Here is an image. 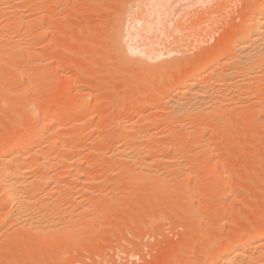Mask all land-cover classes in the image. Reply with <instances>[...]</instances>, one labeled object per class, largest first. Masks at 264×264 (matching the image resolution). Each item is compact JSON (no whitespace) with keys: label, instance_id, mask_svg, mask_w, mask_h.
I'll use <instances>...</instances> for the list:
<instances>
[{"label":"rangeland","instance_id":"1","mask_svg":"<svg viewBox=\"0 0 264 264\" xmlns=\"http://www.w3.org/2000/svg\"><path fill=\"white\" fill-rule=\"evenodd\" d=\"M250 1L256 2L184 0L177 16L164 13L166 0H37L42 11L41 6L33 7L35 11L25 8L28 2L33 3L30 0L20 1V6L14 2L20 7L12 8L14 12L22 8L28 11L19 14L32 12L23 24H31L32 17L38 31L43 24L47 32L38 38L33 25L32 33L28 26L15 25L17 28H10L12 34L7 33L12 40L0 54V150L4 143L30 132L29 127L37 121L27 113L30 107L41 116L47 106L60 109L57 117L63 123L54 140L79 146L59 158L51 157L58 161L51 172L63 173L57 174L58 182L51 180L57 191L42 198L52 202L41 203L47 208H62L58 210L63 216L43 219L47 223L41 220L46 224L44 229L26 226L22 220L4 214V210L11 213L13 209L0 196V264H191L200 262L209 247L233 239L237 229L241 228L247 239L251 231L264 224V72L254 77L260 85L252 78L247 81L252 87L243 83L240 92L235 91L237 86L230 91L226 88V99L220 100L223 95L217 94L220 102L216 100V107L203 113L209 116H202L203 132L195 124L197 119L188 120L190 125L182 123L186 129L169 127L165 108L171 99L154 102L156 91L166 87V82H154L149 93L137 95L143 80L157 77L164 67L171 66V75L178 73L185 67L183 61L204 59L199 52L231 37L232 30L242 25ZM11 11L0 13V20L5 16L12 19L13 14L14 18L18 12ZM20 38L23 41L19 42ZM125 50L131 57L124 54ZM147 54L150 62L156 60L149 68L133 59ZM223 91L219 93L225 96ZM85 96L89 98L86 112L70 120L65 117ZM93 109L95 114L89 116ZM121 120L131 121L134 128L130 134L135 137L138 131L143 135L149 129L158 135L154 140L144 137L145 142L139 137L132 140L131 135L121 143L115 138ZM187 126L194 127L195 132L187 133ZM196 138L203 139L209 152H201L204 146L198 149ZM129 144L141 145L138 154L133 150L134 155L130 154L134 157L125 160L120 150L132 151L134 147ZM27 157L35 168L36 159ZM143 157L151 160L146 169L141 166ZM68 195H74L71 201ZM53 201L60 203L54 205ZM192 249L201 253L191 258ZM260 256V260L264 258ZM255 260L264 264L256 256Z\"/></svg>","mask_w":264,"mask_h":264},{"label":"bare ground","instance_id":"2","mask_svg":"<svg viewBox=\"0 0 264 264\" xmlns=\"http://www.w3.org/2000/svg\"><path fill=\"white\" fill-rule=\"evenodd\" d=\"M16 1V0H15ZM14 0H0V13L5 12L7 13L8 10L11 11V13H15V17L13 18V16H9L12 19H6L5 17H2V19L4 20H0V54L4 53L7 49L6 48V43L8 41H11V37L9 38L8 36H10V31H11V27H15V25H19L18 28H22L23 25L24 26H28V28L30 29L29 31H31L33 28H31L30 26L33 25L32 22L33 18L30 20L32 22H29L31 24H23L26 19H28V17L26 18V16H30V15H26L24 16V12H21L22 14H19V11H26L27 9L29 11L33 10V7H40L38 6V3H35V0H30L33 3H29L31 4L30 7L28 8L27 5L25 6V8L27 9H17L15 12L13 9H16V7L18 8L21 4V2L23 0H20L18 2L17 0V5L19 3V6H16V4H14L15 2ZM26 2V0H24ZM51 1V0H50ZM167 3H164L163 6L164 8H166V11L164 12L166 15H170V14H179V9H180V4L184 1V0H166ZM188 1V0H187ZM13 2V3H12ZM254 2V1H253ZM252 1L249 2V8L246 11L247 14H244L245 17L243 18V23H241L242 25L237 29V30H232L233 35L229 38H225L223 39H219L221 43L209 48L208 50H205L202 52H199L198 54L200 55H204V59L201 60H191L192 57H190V59H188L186 61V63H184L185 61H183V65L185 66L181 71H179L178 73H175L173 75H171L169 69L171 68L170 64H167V66L169 65V67H162L163 69H161L162 71L160 72V74L155 77V78H150L147 80H143L144 83L143 85H141V87L139 88L137 95H141L144 93H149L148 91H150L153 87L154 82H158V83H163L166 82V87L157 90L156 91V96L154 97V102L156 103L157 101L166 98L167 99H171L170 101H168L167 103V107L165 108L166 110L168 109V121L167 123H169V127L171 126H182V129H186V125L183 124L184 122H186V124L190 125L189 122H187L188 120H194L197 119L196 126H198V129L200 130V132H203L202 128H201V124L203 125V121L202 120V116L203 113L206 112V109L208 108L207 112L210 111V109H214L216 106L215 102L216 100H218V103L220 102L219 99L217 98V94L218 96L221 94L223 95L221 97L220 100H222V98L226 99V88L227 91H230V87H236L235 91L238 90V88H240L239 86H241L242 88V84L246 83L247 81L251 80L252 78H254L255 76H257V78L259 76H261V71L264 72V0H256V2L253 3ZM42 3V2H41ZM252 3V4H250ZM23 4V3H22ZM185 4V3H182ZM24 5V4H23ZM180 5V6H179ZM15 7V8H14ZM23 7V6H21ZM32 7V8H31ZM13 8V9H12ZM20 8V7H19ZM31 8V10H30ZM60 8V7H59ZM70 8V7H69ZM179 8V9H178ZM183 8V7H182ZM42 11V6L39 8ZM219 9V8H218ZM27 10V11H28ZM66 10V9H65ZM77 10V9H76ZM250 10V11H249ZM26 11V12H27ZM40 11V12H41ZM59 11V10H58ZM181 11V10H180ZM183 11V10H182ZM209 11V10H208ZM249 12V13H248ZM9 13V12H8ZM10 13V14H11ZM44 13V12H43ZM181 13V12H180ZM4 14V13H2ZM7 14V15H10ZM27 14V13H26ZM23 15V16H22ZM42 15V14H40ZM54 15V14H52ZM181 15V14H180ZM125 16V15H124ZM179 16V15H178ZM45 17V16H44ZM47 17V15H46ZM49 17V16H48ZM1 18V17H0ZM26 18V19H25ZM178 18V17H176ZM181 18V17H180ZM38 19V18H37ZM41 19V17H40ZM42 19L44 20V18L42 17ZM48 20V19H47ZM180 20V19H179ZM29 21V20H28ZM39 21V20H37ZM42 21V20H40ZM49 21L51 22L50 18ZM174 21V19H173ZM27 22V21H26ZM175 22V21H174ZM177 22V20H176ZM179 22V21H178ZM171 23V22H170ZM22 24V25H21ZM35 24V22H34ZM42 23H40L41 25ZM46 24V23H45ZM44 24V25H45ZM178 25V23H176ZM37 25V24H36ZM36 25L34 26V30H36ZM39 25V27H40ZM50 25V23H49ZM171 25V24H170ZM169 25V26H170ZM240 25V24H239ZM32 26V27H33ZM173 26V24H172ZM15 27V28H17ZM49 27V26H48ZM47 27V28H48ZM136 27V26H135ZM14 28V29H15ZM46 27L43 26V24L41 25V27L39 28V31L37 33L38 34V38L41 35H45V33L47 32V29H45ZM174 28V27H173ZM172 28V29H173ZM132 29V28H131ZM9 30V31H8ZM21 30V29H20ZM23 30V29H22ZM34 30H33V34H34ZM8 31V32H7ZM15 31V30H14ZM28 31V29H27ZM27 32L29 35L31 34L30 32ZM49 31V30H48ZM53 31V30H52ZM172 31V30H171ZM10 32V33H9ZM13 32V31H12ZM59 32V31H57ZM129 32V31H128ZM7 33L9 34L7 36ZM18 35L20 34L19 32H17ZM25 33V32H23ZM12 34V33H11ZM40 35V36H39ZM127 36V35H126ZM19 37V36H18ZM22 37V34L21 36ZM42 37V36H41ZM41 39V38H40ZM125 39V38H124ZM31 40V39H30ZM55 40V39H54ZM222 40V41H221ZM19 42L23 41V39H18ZM48 41V40H47ZM33 42V41H32ZM18 43V42H16ZM113 43V41H112ZM18 45V44H17ZM35 45V44H33ZM14 46V45H13ZM16 46V45H15ZM21 46V45H20ZM3 47V48H2ZM10 47V46H9ZM46 47V46H45ZM17 50V46L15 47ZM25 48V47H24ZM23 48V49H24ZM2 49V50H1ZM3 49L5 50L4 52ZM26 49V48H25ZM145 49V48H144ZM41 50V49H39ZM133 50V49H132ZM169 50V48H168ZM20 51V49L18 50ZM42 51V50H41ZM136 51H139L136 49ZM8 52V51H7ZM133 52V51H132ZM46 53V52H45ZM136 53V52H135ZM141 53V52H140ZM159 53V52H158ZM161 53V51H160ZM160 53L158 55H160ZM125 55H130L129 51L125 50L124 52ZM138 55V52L136 53ZM143 54V53H142ZM170 54V53H169ZM172 54V53H171ZM2 55V54H1ZM135 55L133 59L139 61L141 63L142 66L148 67L151 66V63H153L154 61L150 62L149 60V54H147L145 57H140ZM190 55V54H189ZM5 56V55H4ZM31 56V55H30ZM34 56V55H33ZM142 56V55H141ZM144 56V55H143ZM156 56V55H155ZM154 56V59H155ZM162 56V53H161ZM160 56V57H161ZM199 56V55H198ZM36 57V55H35ZM40 57V56H39ZM164 57V56H162ZM175 57V56H174ZM187 57V56H186ZM189 57V56H188ZM20 58V57H19ZM41 58V57H40ZM45 58V57H44ZM113 58V57H112ZM156 58H158L156 56ZM167 58V57H166ZM178 58V57H177ZM177 58H173L172 59H177ZM31 59V58H29ZM39 59V58H38ZM117 59V56H116ZM119 59V57H118ZM162 61V58H160ZM171 59V58H170ZM171 59V60H172ZM194 59V57H193ZM153 60V59H152ZM168 60V59H167ZM165 60V62L167 61ZM4 61V60H3ZM22 61V60H21ZM33 61V60H32ZM45 61V60H44ZM114 62V61H112ZM171 62V61H170ZM22 63V62H21ZM26 63V62H25ZM156 63V60L155 62ZM153 63V64H154ZM159 62L157 61V64ZM167 63V62H166ZM174 63H176L174 61ZM39 64V63H37ZM42 64V62H41ZM185 64V65H184ZM34 65V64H33ZM36 65V64H35ZM37 66V65H36ZM48 66V65H47ZM162 66V65H161ZM1 67V66H0ZM154 67V65H153ZM174 67H176L174 65ZM173 67V68H174ZM17 68V67H16ZM138 68V67H136ZM149 68V67H148ZM52 69V68H51ZM18 70V69H17ZM140 70V69H139ZM141 70H143V68H141ZM212 75H208L207 73H210ZM262 72V73H263ZM260 74V75H259ZM259 75V76H258ZM264 75V74H263ZM55 78V77H54ZM146 78V76H145ZM261 78V77H260ZM263 78V77H262ZM27 79V78H26ZM254 82H258L256 80V78H254ZM61 80V79H60ZM68 80V79H67ZM264 80V79H263ZM260 81H262V79H260ZM264 82V81H263ZM67 83V82H66ZM248 83V82H247ZM251 82H249L248 84L252 87V85L250 84ZM1 84V82H0ZM28 84V83H27ZM34 84V82H33ZM253 84V83H252ZM255 84V83H254ZM259 84V82L257 83ZM261 84V83H260ZM259 84V85H260ZM257 85V86H259ZM2 86V84H1ZM27 86V85H26ZM35 86V85H34ZM246 86V85H245ZM248 86V87H250ZM264 86V85H263ZM39 87V86H38ZM9 88V87H8ZM36 88V87H35ZM240 88V89H241ZM243 88H245L243 86ZM260 88V87H259ZM258 88V89H259ZM37 89V88H36ZM247 89V88H246ZM244 89V90H246ZM26 90V89H25ZM224 90V91H223ZM9 91V90H8ZM220 91H223L225 93H219ZM239 91V90H238ZM241 91V90H240ZM239 91V92H240ZM262 91V90H260ZM10 92V91H9ZM65 92V91H64ZM27 93V92H26ZM17 94V93H16ZM146 95V94H145ZM183 95V96H182ZM186 98H185V96ZM182 96V97H180ZM11 97V96H10ZM220 97V96H219ZM185 98V99H182ZM217 98V99H216ZM88 97L85 96L83 97L81 100H79V102L76 105V108L73 109L72 111L66 112L67 115H65V117L70 119H73L79 115L84 114L86 111V105L88 104ZM223 99V100H224ZM230 99V98H229ZM35 101V100H34ZM226 101V100H225ZM263 102V101H262ZM10 104V103H9ZM263 105V104H262ZM51 107V106H47L46 108H42V114L39 117L38 116V112L36 111L37 109L34 110V108L32 109L30 107V109H28V115L31 116L32 118H34L35 120L37 119V121H35L34 123H32V125L29 127L30 132L22 137H18L17 139L11 141L10 143H4L3 147L0 150V196L2 195L3 199L5 200L6 204L9 205V207H12V212L11 213H6L7 211L4 210V214L7 215H11L13 217L18 218L19 220H22V223L24 225H34L36 226V229H44V227H46V224H43V221L45 222L46 220L43 219H47V218H51L52 219L59 215V210L62 208H59L58 206L55 207L56 203L59 202L57 201L56 203L53 201L54 205V209L52 208H47L46 206H43V204L41 203L42 201H44V205H47L49 200L46 201L47 199L43 200V196H46L47 194H54L57 190H54L53 186H51V180L55 179L56 182H58L57 179V174L59 173H53L52 167H54L53 163L57 165L58 161L54 160L53 158L56 159V157H61L62 154L65 151H74L75 149L78 148V144H66L65 142L62 143H57L55 140L57 139V133L56 131H58V128H60L62 126V121H60V119H58L57 115L60 112V109L58 107ZM138 107V106H137ZM228 107V106H227ZM221 108V107H219ZM218 108V109H219ZM40 109V106H39ZM59 110V111H58ZM217 110V109H215ZM223 110V109H222ZM40 111V110H39ZM224 111V110H223ZM41 112V111H40ZM226 112V111H225ZM65 113V114H66ZM214 113V112H212ZM217 113V112H216ZM95 114V110L93 109L88 115L89 116H93ZM211 114V112H210ZM215 114V113H214ZM218 114V113H217ZM205 115V113H204ZM126 117L128 115H125ZM39 117V118H38ZM205 117V116H203ZM206 117H209L206 115ZM205 117V119H206ZM124 118V117H123ZM126 119V118H125ZM124 119V120H125ZM128 119V118H127ZM212 119V116H211ZM68 120V121H69ZM121 120L118 123V127L115 138L118 141H124L125 139H127L129 137H131L132 135V140L133 137L136 138H143L141 141H144V137L145 140L147 138H150V140H154V137L156 136L155 131H153L152 129L150 130H146L143 131V135L140 134V131H138V135L137 137L133 136L134 134H130V131L134 128L133 124H131L130 122L133 121H124ZM202 120V123H201ZM191 122V121H190ZM193 122V121H192ZM195 122V121H194ZM191 123V125H194ZM155 124V123H154ZM207 124V123H206ZM156 125V124H155ZM168 125V124H167ZM136 126V124H135ZM157 126V125H156ZM190 128V126L188 128H190V130L187 129V133L188 131H191L189 133L195 132V130H192L194 127ZM195 126V127H196ZM178 127L176 128V130L178 129ZM136 128V127H135ZM197 128V127H196ZM210 128V127H209ZM61 129V128H60ZM181 129V130H182ZM204 129V128H203ZM139 130V129H138ZM171 130V129H170ZM181 130L179 129V131L181 132ZM186 130H184L185 132ZM133 132V131H132ZM198 132V130L196 129V133ZM216 132V131H215ZM171 133V132H170ZM178 133H173V135H175L176 137L178 136ZM196 133H194L195 135H197ZM55 134V135H54ZM141 136H140V135ZM168 134V133H167ZM200 133H198L199 135ZM158 135V134H157ZM185 135V134H184ZM188 135V134H187ZM193 135V134H192ZM208 135V134H207ZM17 136V135H16ZM56 136V137H55ZM128 136V137H127ZM154 136V137H153ZM166 136V135H165ZM174 136V137H175ZM4 137V136H3ZM127 137V138H125ZM153 137V138H152ZM189 137V136H188ZM192 137V136H191ZM195 137V136H194ZM199 137V136H198ZM54 138H56L54 140ZM156 138V137H155ZM167 138V137H166ZM61 139V138H60ZM99 139V138H98ZM97 139V140H98ZM105 139V138H104ZM134 139V142L138 141ZM200 139V138H199ZM196 138L195 140V145L199 147H203L201 152L205 149L208 150L209 149L207 147H205V145L203 144V139L201 141V139L199 140ZM212 139V138H211ZM109 140V139H108ZM149 140V139H148ZM130 141V140H129ZM59 142V141H58ZM121 142V143H122ZM132 144H135V143ZM141 142V143H142ZM145 142V141H144ZM149 142V141H147ZM218 142V141H217ZM79 143V142H78ZM127 143V142H126ZM188 143V142H187ZM210 143V142H209ZM7 144V145H5ZM47 144V145H46ZM131 144V146H132ZM139 144V141H138ZM207 145V143H205ZM220 144V143H219ZM218 144V145H219ZM136 145V144H135ZM141 145V144H140ZM138 148L134 145L132 147H134L132 149V151L129 149L126 150V152L123 150H120V155H123L125 157H127L125 160H130L129 158H131V153L138 154L139 153V146ZM166 145V144H165ZM170 144H168L169 146ZM188 145V144H187ZM192 145V144H191ZM190 145V146H191ZM115 146V145H114ZM146 147V145H144ZM159 146V145H158ZM164 146V145H163ZM195 146V147H196ZM117 147V146H116ZM119 147V146H118ZM126 147V146H125ZM149 147V146H148ZM152 147V145H151ZM212 147V146H210ZM96 148V147H95ZM127 148V147H126ZM164 148V147H163ZM166 148V147H165ZM197 148V147H196ZM84 149V148H83ZM120 149V148H119ZM159 149V147H158ZM168 149V148H166ZM118 150V148H117ZM156 150V148H155ZM185 150V149H184ZM197 150V149H196ZM194 150V151H196ZM76 151V150H75ZM90 151V150H89ZM101 151V150H100ZM128 151V152H127ZM159 151V150H158ZM165 151V150H164ZM193 151V150H192ZM66 152V153H67ZM112 152V151H111ZM156 152V151H155ZM199 152V150H198ZM200 152V153H201ZM204 152V151H203ZM207 152V151H206ZM73 153V152H72ZM122 153V154H121ZM133 153V155H134ZM160 153V152H158ZM176 153V152H175ZM108 154V152H107ZM119 154V153H117ZM141 154V153H140ZM161 154V153H160ZM132 155V157H134ZM26 156H28L27 158H32L34 157L36 159V165L34 164L35 168H33V166L28 163V160L25 158ZM54 156V157H53ZM139 156V155H138ZM147 156V155H146ZM145 156V157H146ZM183 156V155H182ZM53 157V158H51ZM153 157V156H152ZM51 158V159H50ZM66 158V156H65ZM123 158V157H122ZM154 158V157H153ZM159 158L155 156V159ZM182 158V157H181ZM33 159V158H32ZM132 159V158H131ZM136 159V158H135ZM152 159V158H151ZM154 159V160H155ZM30 160V159H29ZM56 162H54V161ZM140 160V159H139ZM144 160V157H143ZM162 161V159H159ZM60 161V160H59ZM120 161V160H119ZM124 161V160H123ZM141 161V160H140ZM156 161V160H155ZM176 161V160H175ZM210 161V160H209ZM75 162V160H74ZM89 162V161H88ZM129 162V161H126ZM137 162V161H136ZM135 162V163H136ZM144 163H142V168H148L147 166L151 163V160L149 161L148 159L142 161ZM165 162V161H164ZM182 162V161H181ZM69 163V162H68ZM131 163V162H129ZM162 163V162H161ZM183 163V162H182ZM26 164H28L26 166ZM63 164V163H61ZM156 164H158L156 162ZM163 164V163H162ZM203 164V163H202ZM66 165V164H65ZM73 165V164H70ZM69 165V166H70ZM76 165V164H75ZM74 165V166H75ZM78 165V164H77ZM120 165V164H119ZM123 165V164H122ZM126 165V164H125ZM124 165V166H125ZM130 165V164H129ZM184 165V164H183ZM81 166V165H80ZM136 166V165H135ZM138 166V165H137ZM152 166V165H151ZM162 166V165H160ZM185 166V165H184ZM67 167V166H66ZM72 167V166H71ZM84 167V166H83ZM120 167H122L120 165ZM119 167V168H120ZM177 167V166H175ZM204 167V166H203ZM33 168V169H32ZM118 168V167H117ZM124 168V167H123ZM130 168V167H129ZM129 168L127 170H129ZM132 168V167H131ZM152 168V167H150ZM172 168V167H171ZM216 168V166H215ZM35 169V170H34ZM58 169V168H57ZM79 169V168H78ZM122 169V168H121ZM144 169V170H145ZM178 169V168H177ZM182 169V168H181ZM67 170V168H66ZM143 170V169H142ZM162 170V169H161ZM34 174H33V172ZM57 171V170H56ZM75 171V170H74ZM87 171V170H86ZM124 171V170H123ZM122 171V172H123ZM140 171V170H139ZM147 171V170H146ZM199 171V170H198ZM83 172V171H82ZM138 172V171H136ZM143 172V171H142ZM54 175H52V174ZM63 173V171L60 170V173L58 175H61ZM77 173V172H76ZM150 173V171H149ZM157 173V172H156ZM181 173V172H180ZM189 173V172H188ZM207 173V172H206ZM74 174V173H73ZM86 174V173H85ZM194 174V173H193ZM198 174V173H197ZM82 175V174H81ZM157 175V174H156ZM204 175V174H203ZM206 175V174H205ZM64 176V175H63ZM86 176V175H85ZM176 176V175H175ZM178 176V175H177ZM181 176V175H180ZM55 177V178H53ZM89 177V176H88ZM149 177V176H148ZM153 177V176H152ZM75 178V177H72ZM77 178V177H76ZM75 178V179H76ZM129 178V176H126L125 179ZM158 178V177H157ZM165 178V177H164ZM195 178V177H194ZM57 179V180H56ZM79 179V176H78ZM130 179V178H129ZM211 179V178H210ZM52 180V181H53ZM80 182L82 180H79ZM84 181V180H83ZM142 181V180H141ZM160 181V179H159ZM55 182V183H56ZM78 182V181H77ZM89 182V181H87ZM173 182V181H172ZM143 183V182H142ZM59 184V183H58ZM77 184V183H76ZM84 184V183H83ZM86 184V183H85ZM147 184V183H146ZM55 185V184H53ZM79 185V184H78ZM50 186L52 187L51 189H53L51 192H49ZM57 186V184L55 185V187ZM60 186V185H59ZM73 186V185H72ZM167 186V185H166ZM68 187V186H67ZM151 188V187H150ZM70 189V188H69ZM67 190V189H65ZM81 190V189H80ZM54 191V193H52ZM61 191V190H60ZM64 191V190H63ZM90 191V189H89ZM131 191V190H130ZM59 192V191H58ZM66 192V191H65ZM71 192V191H70ZM75 192V191H74ZM128 192V190H127ZM132 192V191H131ZM129 192V194L131 193ZM73 192H71L72 194ZM57 194V193H56ZM62 194V193H61ZM70 194V196H71ZM63 195V194H62ZM77 195V194H75ZM116 195V194H115ZM53 196V195H51ZM50 196V197H51ZM81 196V194H80ZM55 197V195H54ZM69 197V195H68ZM74 197V195H73ZM73 197H69L71 198L70 201L72 200ZM76 197V196H75ZM85 197V196H84ZM109 197V196H108ZM107 197V198H108ZM118 197V196H117ZM43 198V199H42ZM46 198V197H45ZM49 198V197H48ZM68 198V199H69ZM106 198V197H105ZM50 200L53 198H49ZM63 199V198H62ZM79 199V198H78ZM90 199V198H89ZM42 200V201H41ZM54 200V199H53ZM64 200V199H63ZM113 200V199H112ZM45 201L47 202L45 204ZM66 201V200H65ZM106 201V200H104ZM52 202V201H51ZM49 202V203H51ZM68 202V200H67ZM66 202V203H67ZM73 202V201H72ZM78 202V201H76ZM75 202V203H76ZM85 202V201H84ZM83 202V203H84ZM60 203V202H59ZM61 205V204H60ZM8 207V208H9ZM63 207V206H62ZM82 207V206H81ZM84 207V206H83ZM57 208V209H56ZM6 209V208H5ZM49 209V210H48ZM59 209V210H58ZM66 209V208H65ZM91 210V209H90ZM11 211V209H10ZM67 211V210H66ZM9 212V211H8ZM61 212V211H60ZM79 212V211H78ZM93 212V211H92ZM3 213V212H2ZM63 213V212H62ZM67 213V212H66ZM94 213V212H93ZM77 214V213H76ZM80 214V212H79ZM62 215V214H60ZM57 216L54 219H57L58 217H62V216ZM75 215V213H74ZM200 216V215H199ZM73 217V216H72ZM75 217V216H74ZM43 220V221H41ZM48 220V219H47ZM205 220V219H204ZM241 220V219H240ZM36 221V222H35ZM153 221V220H152ZM159 221V220H158ZM242 222V221H241ZM47 223V221L45 222ZM63 223V221H62ZM68 223L66 220L64 222V225ZM197 224V223H196ZM241 224V223H240ZM240 224L238 226V228L240 227ZM62 225V226H64ZM67 225V224H66ZM156 225V223L154 224ZM31 226V227H32ZM33 226V227H34ZM254 226V225H253ZM244 227V225H243ZM62 228V227H61ZM245 229V228H244ZM255 229V228H254ZM248 232V231H244ZM250 234V235H249ZM248 234V237H246L247 239H245L243 237V232L242 229L239 228L237 229L236 235L233 239L225 241L223 243L220 242V244L217 243V245L215 247L211 248L209 247V252L206 253L205 257H203L201 259L200 262H192L191 264H258V261L255 260V256L256 259H258L260 262V255H264V224L261 225L251 231ZM69 235V234H68ZM82 236V235H81ZM224 240V239H222ZM221 240V241H222ZM227 240V239H226ZM77 243V242H76ZM74 245V244H73ZM75 246V245H74ZM73 246V247H74ZM70 248V247H69ZM201 253V250H194L192 249L191 251H189V257L193 258L196 257V255ZM260 255H259V254ZM258 254V255H256ZM259 256V258H257ZM263 257V256H262ZM259 262V263H260ZM165 264H169V263H165ZM263 264V263H260Z\"/></svg>","mask_w":264,"mask_h":264}]
</instances>
